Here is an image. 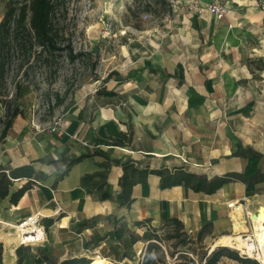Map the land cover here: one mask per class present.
I'll list each match as a JSON object with an SVG mask.
<instances>
[{"label":"crops","instance_id":"crops-1","mask_svg":"<svg viewBox=\"0 0 264 264\" xmlns=\"http://www.w3.org/2000/svg\"><path fill=\"white\" fill-rule=\"evenodd\" d=\"M228 5L222 20L203 11L191 18L197 25L183 23L189 38L181 54L129 60L66 120L60 136L13 122L0 145V167L14 177L0 199L2 241L10 243L6 233L39 212L46 231L55 228L53 248L68 251L75 243L74 258L94 250L106 256L93 258L123 260L158 221L175 219L197 231L211 217L215 229L222 211L229 217L227 202L245 198L248 208L251 197L264 202V182L248 187L229 177L264 174V0ZM91 103L97 109L87 119ZM158 172L176 177L173 185L161 188ZM186 175L227 182L206 195L187 188ZM68 234L73 242L64 244ZM2 241L0 264H16L18 246L4 248Z\"/></svg>","mask_w":264,"mask_h":264},{"label":"rangeland","instance_id":"rangeland-1","mask_svg":"<svg viewBox=\"0 0 264 264\" xmlns=\"http://www.w3.org/2000/svg\"><path fill=\"white\" fill-rule=\"evenodd\" d=\"M7 2L0 0V21ZM184 22L191 26L198 23L195 19H187L183 12L174 11L169 0H64L61 11L56 14L55 25L64 48L60 57L46 59L36 48H26L14 57L6 71L5 86L0 90V145L5 143L1 137L4 126L7 122L11 126L16 119L33 125L35 130L45 128L47 134H50L48 127L53 120L60 119L64 125L66 120L77 116L79 106L92 93L106 88L116 72L123 73L129 60L147 57L160 60L167 54H181L182 43L189 38L188 30H183ZM67 47L75 54L74 61L66 57ZM94 100L97 104V99ZM96 104L88 105L85 118L89 119L97 109ZM34 124H42V127ZM260 200L249 198L248 210L252 216L258 215L259 210L264 211V202ZM222 214L221 227L214 229L209 217L197 231L171 221H158L153 227L149 225L144 237L140 238L141 243L130 248L125 259H106L112 264H205L217 240L222 235H232L228 214L225 211ZM43 224L46 227V223ZM252 224L251 219L245 222L250 231ZM203 227L210 234L199 240L197 234ZM15 232L14 227L6 233L13 235L10 243L0 238L4 248H16ZM55 233V228L47 230L46 241L40 246H23L26 256H41L48 249L56 256L58 264H67L61 259L74 258L77 246L75 243L67 246L68 251L64 247L53 248L51 240ZM69 235L64 244L73 242L70 239L73 236ZM214 251H222L214 264H243L225 254L231 252L242 258L237 251L219 246H215ZM105 256L90 250L84 252L82 258L89 263L93 257ZM250 260L259 264L257 259Z\"/></svg>","mask_w":264,"mask_h":264},{"label":"trees","instance_id":"trees-1","mask_svg":"<svg viewBox=\"0 0 264 264\" xmlns=\"http://www.w3.org/2000/svg\"><path fill=\"white\" fill-rule=\"evenodd\" d=\"M64 0H8L5 4V12L2 20L0 21V90L4 88L6 71L14 59L19 56L26 48H36L39 55H45L46 59L49 57H60L64 52V48L61 47V36L55 29L56 14L62 9ZM67 49L66 57L69 61L75 60V54L70 47ZM56 70H54L55 73ZM10 128V123L7 122L4 129L1 132V137L4 138L7 134V130ZM102 141L95 140V144H101ZM119 142H115L113 145H118ZM254 158H260V155L252 152L250 154ZM86 155L80 157L71 158L66 160V167H70L73 164L81 161ZM61 160V159H60ZM52 163H55L52 161ZM161 179V188L170 187L176 180V177L166 176L162 172H158ZM12 177L0 169V199L7 197L9 188L12 186V182L9 179ZM229 177L240 180L246 183L248 187L264 182V174L257 172L248 178H245L238 174H231ZM126 176H123L120 180L123 190L126 189L129 184L125 181ZM170 179H172L170 181ZM184 180H187L185 186L193 192H201L206 195L214 194L218 189L222 187L227 181L221 178H213L207 180L205 177L199 178L198 181L191 179L190 175H186ZM26 187H22L10 198V203L16 205L26 191ZM126 191V190H125ZM176 224L181 223L175 219L168 220ZM210 232L203 227L197 234L198 239L204 235H208ZM134 241V240H132ZM1 248V247H0ZM41 256H26V247L20 246L16 249V264H58L56 256L49 252L48 249L43 251ZM222 251H214L206 258L205 264H214L221 256ZM226 256L233 258L234 260L243 264H255L254 260L238 258L231 252H225ZM126 257V256H125ZM67 264H91V262L85 261L83 258H74L66 261Z\"/></svg>","mask_w":264,"mask_h":264},{"label":"built area","instance_id":"built-area-1","mask_svg":"<svg viewBox=\"0 0 264 264\" xmlns=\"http://www.w3.org/2000/svg\"><path fill=\"white\" fill-rule=\"evenodd\" d=\"M172 4L174 11L184 13L186 17L192 18L196 14H201L205 11L213 15L217 20L224 19L230 10L228 3L223 0H169ZM63 122L60 119L53 120V123L48 127V132L52 136H60L62 134ZM87 147L93 148V145H87ZM7 173V172H6ZM227 210L231 211L235 206L239 208L241 212V221L243 223L248 222L251 219L252 212L248 210L247 200L240 198L235 201H229L226 203ZM60 209L55 212H59ZM229 213V217H230ZM46 219L42 214L36 212L35 214L27 217L26 219L18 222L15 226L18 228L21 239L19 240L20 246H40L46 241V230L42 224V221ZM252 220V219H251ZM243 258V257H242ZM246 259V258H243Z\"/></svg>","mask_w":264,"mask_h":264},{"label":"bare ground","instance_id":"bare-ground-1","mask_svg":"<svg viewBox=\"0 0 264 264\" xmlns=\"http://www.w3.org/2000/svg\"><path fill=\"white\" fill-rule=\"evenodd\" d=\"M252 222L253 224L250 231L245 223L241 221V212L239 208L235 206L230 216L232 235H222L217 240L215 246L237 251L240 256L245 257L246 259H257L256 261L259 264H264V211L259 210V214L252 219ZM15 228L16 239L18 240L17 247L21 235H19L18 228ZM91 264L110 263L105 259L94 258Z\"/></svg>","mask_w":264,"mask_h":264},{"label":"water","instance_id":"water-1","mask_svg":"<svg viewBox=\"0 0 264 264\" xmlns=\"http://www.w3.org/2000/svg\"><path fill=\"white\" fill-rule=\"evenodd\" d=\"M257 215H254L253 216V218H255ZM214 251V248L211 250V253ZM243 258H245V257H243Z\"/></svg>","mask_w":264,"mask_h":264}]
</instances>
